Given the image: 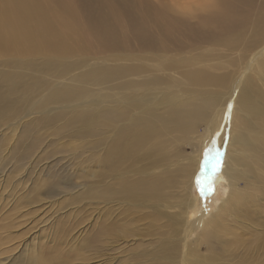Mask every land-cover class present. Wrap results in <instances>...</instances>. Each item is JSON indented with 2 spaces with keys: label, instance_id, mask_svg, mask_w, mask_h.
I'll return each instance as SVG.
<instances>
[{
  "label": "rangeland",
  "instance_id": "obj_1",
  "mask_svg": "<svg viewBox=\"0 0 264 264\" xmlns=\"http://www.w3.org/2000/svg\"><path fill=\"white\" fill-rule=\"evenodd\" d=\"M36 1L0 0V257L3 264H36L34 252L43 249L52 251L46 256L52 259L50 264H179L175 255L181 257L185 225L178 209L170 212L165 207L157 210L156 205L145 206L139 215L128 216L117 203L123 197L121 191L127 180L139 188L142 184L158 183L159 170L151 166L154 164L151 151L158 142L142 147L146 152L142 158L147 162L142 158L135 164L123 162L106 175L109 169L103 167L108 157L105 147L111 143L103 138L112 139L113 132L101 119L114 95L123 100L126 90L122 84L130 70H136V79H143L151 86L168 87L164 79L157 80L159 75H167L165 71L177 75L192 72L186 65L192 60L202 61L206 66H201L199 72H204V76L217 75L207 85L209 95L218 92L217 77L229 74L221 69L210 70L212 62L221 60L203 61L197 52L189 51L194 49L189 42H182L176 48L173 40L170 45L177 50L172 52L165 47L167 56L159 52V46L144 52L139 46L127 48L125 20L141 17L148 25L149 19L155 18L148 9L139 15L141 0H121L118 5L122 13L115 18L105 14L110 7L108 0H39L37 4L46 7V14L35 9ZM148 2L153 4L151 0ZM251 2L255 4L258 0ZM99 21L104 26L97 31L94 25ZM169 25L175 32L178 30L176 25ZM222 32L216 33V39L227 38V31ZM52 35L57 38L53 43ZM231 62L236 68V59ZM115 70L117 73L112 74ZM168 80L171 81L170 77ZM178 81L184 93L192 98L190 80ZM62 90L65 95L56 98ZM3 108L8 113H3ZM221 108L228 109V103ZM241 114L244 122H248L247 113ZM226 116L224 112L219 127L214 125L216 131L211 128L208 145L216 143ZM215 117L204 116L194 135H189L190 130L187 133L178 130L179 141L190 139L189 144L179 147L183 155L197 152L198 136L205 133L206 126L215 123ZM126 124L129 123L124 128ZM122 125L119 122L117 126ZM207 149L209 146L204 144L200 149L202 164L192 187L195 204L189 222L218 215V228L214 224L210 231L206 229L213 217L205 228L200 225L191 240L192 249L198 245V253L211 257V264H264V180L262 184L257 180L264 170H253L252 175L255 174L251 177L245 173V166L253 167L256 161L246 160L234 166L243 195L240 203L231 204L241 208L238 213L236 209L235 218L234 207L233 212L222 208L230 192L225 175L227 158L224 155L222 169L214 177L212 169L204 165ZM244 149L254 154L260 148L255 151L248 144L243 145L240 147L243 156ZM166 179L163 176L160 183L164 185ZM178 181L179 178L175 184L164 186L165 192L172 191L174 201L181 195ZM104 184L109 198L115 199L109 206L100 205V198L94 197V192H99ZM207 185L212 186L211 190ZM123 201L128 202L127 196ZM134 217L136 223L132 222ZM126 219L132 225L120 240L115 234L123 226L126 228ZM115 223L118 225L112 229ZM109 226L113 231L106 232L107 239L102 232ZM6 237L12 240L9 242Z\"/></svg>",
  "mask_w": 264,
  "mask_h": 264
},
{
  "label": "bare ground",
  "instance_id": "obj_2",
  "mask_svg": "<svg viewBox=\"0 0 264 264\" xmlns=\"http://www.w3.org/2000/svg\"><path fill=\"white\" fill-rule=\"evenodd\" d=\"M120 1L108 0L110 7L108 13H105L108 17L120 16L122 13V8L118 5ZM151 1L153 4L148 0H141V4L138 6L139 15L143 9H148L155 18L161 21L162 25L160 26V21L153 17L149 19L148 25L142 22L141 17H128L124 25V44L127 48L139 46L144 52L153 50L154 46H159L161 47L159 52L167 56L169 53L165 47L174 52L177 50L176 48H179L180 43L189 42L194 46V49L189 48V51L197 52L203 58V61L221 60L216 64L212 62L209 66L210 70L221 69L229 75L222 74V78L217 77L220 80L217 84L218 87L215 86L218 92L209 95L207 85H211L210 83L215 79L213 77L217 75L214 76L210 73V75L206 74L204 76V72H199L201 66H206L202 61L192 60L186 65L189 69H193L192 72L183 71L177 75V72H171L168 69L169 72L165 71L167 75H159L157 80L164 79L168 87L166 84L151 86L143 79H136V70L128 71L122 84V88L126 90L123 100H119L114 95L111 98L112 100L110 99V106L106 108L103 114L104 118L101 119L106 121L105 127L112 129L113 132L112 139L103 138L111 143L110 146L105 147L108 157H105L103 167L107 166L109 171L106 172V175H109L117 169V165L123 162L126 165L135 164L146 153L142 147L157 141L158 144L151 151L154 161L151 166H156L159 170L157 172L159 176L158 183L142 184V188H139L138 185L130 184L127 180L121 191L124 193L122 194L123 197L118 199L117 203L121 204L120 206L126 213L128 212V216L130 214L139 215V210H144L145 206L156 205L157 210H159V207H165L170 212L178 209V214L182 218L185 227L181 239V257L175 255V258L179 259L176 261L179 264H211V257H202L198 253L196 247L198 245L192 249L191 240L195 231L200 225L205 228L209 223V219L213 217L211 216L205 221L202 218L193 223L189 222L191 210L195 204L192 197V187L195 184V176H197L202 164L200 149L203 144L204 147L209 146V149L213 151L218 148L227 158L225 175L229 181L230 192L228 197L223 200V209H229L233 212L234 206H231V204L240 203L243 199V195L240 193L241 189L238 188L236 181L238 174L234 166L236 167L237 163L246 160L249 163L256 161L253 163V167L245 166V173L251 175V177L255 174L252 175L253 170H264V166H261V161H264V153L261 152L264 150V0H258L257 3L253 0L255 4L251 0H210V2H206V0H186V2L193 5L201 4L202 6L201 10L192 15L176 12L173 8V0ZM37 3H40L39 0L36 1L35 8L39 14H46V7ZM168 5H171V7H168ZM171 23L178 27L176 32L169 25ZM103 26V23L99 21L98 24L94 25V28L99 31ZM156 26L157 29H155ZM222 31H227L225 33L228 35L227 38H224V40L216 39V33L221 32L222 34ZM55 36L52 35V43L54 39H57ZM181 37L184 38L183 41L180 39ZM173 40L176 41V48L170 45ZM222 49H228L229 51ZM232 52H236V54H227ZM144 56L146 57L145 54ZM224 59L226 60L223 61ZM234 59L238 64L236 68L231 62ZM138 68L142 70L141 66ZM114 73H117V71L115 70L112 74ZM169 77L171 81L168 80ZM139 78H141L140 75ZM186 78L192 84V98L184 93L181 88V81H178ZM64 95V90L59 91L56 98ZM227 103L228 109L222 110L221 106ZM230 105L231 116L229 118ZM1 111L8 113L5 108ZM243 111L247 113L246 119L248 122H244L245 119L242 118L241 113ZM224 112L227 116L221 131L216 136V143L208 145L212 135L211 128L216 131L214 125H218V127L221 125ZM208 115H211V117L216 115L217 117L213 119L215 123L206 126L205 133L198 136L197 152L189 156L183 155L179 147L189 144L190 139L185 140L182 138L179 141L177 137L178 130H184L185 133L190 130L189 135H194V132L197 133L198 128L202 126L201 120L203 117ZM108 121L112 122V125L108 124ZM119 122L124 123V125L117 126ZM126 122L129 124H126L124 128ZM101 123L98 124L101 125ZM250 139L253 141H249ZM246 144L255 151L260 149L254 154L244 149L243 156L240 147ZM142 160L147 162L145 158H142ZM163 176L167 177V182L164 185L160 183ZM178 178L181 195L174 201L172 191L168 192L167 190L165 192L164 186L166 184V187L169 186L168 183L175 184ZM262 179L264 180V174L257 176L260 184H262ZM105 187L106 184L101 187L102 189L99 192H94V197L100 198V205L105 203L109 206L115 199L112 201L109 198V190H105ZM126 196L128 202L125 203L123 200ZM247 206L251 207L249 204ZM236 209L238 213L241 208L234 207L235 218ZM244 210L246 211V209ZM168 215V218L171 217ZM135 217L132 219L133 223L137 222ZM220 217L222 218L221 214ZM217 221H219L218 215L213 217L206 229L210 231L213 229L214 224L215 229H217ZM125 222L126 228L123 226L119 230L120 233L115 234V237L120 238V240L123 238L122 233L132 225L127 219ZM115 224L112 225V229L117 227L118 224ZM111 228L110 226L109 229L106 227L105 231L102 232L107 239L109 238L107 233L113 231H111ZM6 238L9 242L12 240L11 237ZM14 240L15 237H13ZM4 252L5 250L1 253ZM49 253L52 254L49 249L34 252V262L36 264L52 263V259L48 260L46 258ZM2 260L3 257H0V261ZM3 261L0 263L3 264ZM54 261L57 263L58 260ZM59 263H61V259Z\"/></svg>",
  "mask_w": 264,
  "mask_h": 264
},
{
  "label": "snow or ice",
  "instance_id": "obj_3",
  "mask_svg": "<svg viewBox=\"0 0 264 264\" xmlns=\"http://www.w3.org/2000/svg\"><path fill=\"white\" fill-rule=\"evenodd\" d=\"M206 2H210V0H206ZM173 8L175 9L176 12L180 14H185V15H192L195 14V12L201 10L202 6L201 4H191L189 2H186V0H173ZM231 105L229 106V111L228 115L229 118L231 116ZM212 149H207L205 152V159H204V165L205 168H211L214 177L215 175H218L220 170L222 169L223 165V159H224V154L217 148L215 151V154L212 155ZM197 185H200V180H197ZM206 187L211 190V185H207ZM201 192L203 194L204 189L201 188Z\"/></svg>",
  "mask_w": 264,
  "mask_h": 264
},
{
  "label": "clouds",
  "instance_id": "obj_4",
  "mask_svg": "<svg viewBox=\"0 0 264 264\" xmlns=\"http://www.w3.org/2000/svg\"><path fill=\"white\" fill-rule=\"evenodd\" d=\"M168 7H171V5H168Z\"/></svg>",
  "mask_w": 264,
  "mask_h": 264
}]
</instances>
